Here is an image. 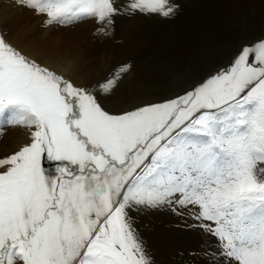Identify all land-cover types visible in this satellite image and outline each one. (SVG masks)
Segmentation results:
<instances>
[{
  "label": "snow or ice",
  "instance_id": "snow-or-ice-1",
  "mask_svg": "<svg viewBox=\"0 0 264 264\" xmlns=\"http://www.w3.org/2000/svg\"><path fill=\"white\" fill-rule=\"evenodd\" d=\"M12 2L45 28L94 19L100 36L120 13L115 0ZM178 8L130 0L126 11ZM129 67L75 86L0 29V122L34 128L0 158V264H152L132 213L190 206L218 241L208 264H264V39L182 92L112 114L99 95Z\"/></svg>",
  "mask_w": 264,
  "mask_h": 264
},
{
  "label": "rangeland",
  "instance_id": "rangeland-1",
  "mask_svg": "<svg viewBox=\"0 0 264 264\" xmlns=\"http://www.w3.org/2000/svg\"><path fill=\"white\" fill-rule=\"evenodd\" d=\"M4 1L0 0V29L24 54L31 50L34 58H30L61 63L80 59L92 68L88 87L104 81L120 66H130L110 92L99 95L112 114L173 96L207 69L223 64L238 45L264 39V0H171L179 4L171 18L129 14L130 0H115L120 13L113 17L107 36L97 35L99 25L94 19L45 28V17L15 3L6 9ZM120 100L126 105L115 110L112 106ZM17 127L0 122V158L6 157L1 155L8 147L13 148L2 137ZM190 209H181V215L168 207L132 213L152 264H208L204 252L209 245L215 249L218 241L197 226L200 222L191 218Z\"/></svg>",
  "mask_w": 264,
  "mask_h": 264
},
{
  "label": "bare ground",
  "instance_id": "bare-ground-1",
  "mask_svg": "<svg viewBox=\"0 0 264 264\" xmlns=\"http://www.w3.org/2000/svg\"><path fill=\"white\" fill-rule=\"evenodd\" d=\"M13 3L14 2H12V0H5L3 2V6L4 7H7L6 9H8L9 5H11ZM255 41H256V39L255 40L254 39H251L248 42L249 43H252V42H255ZM241 46H242V44L238 45L237 48L226 57V60L224 59L225 61L222 62L223 64H219V65L222 66V65L227 64L228 61L232 58L233 54L236 52V50L239 49ZM28 49H32V48L29 47ZM87 49L90 50L91 49V46L89 45ZM26 54L29 55V56L32 55L31 54V50H29L28 52H26ZM30 57H32V56H30ZM32 58H34V57H32ZM35 60L41 62V64H43V66L44 67H47L49 70H52V71L56 72L59 75H63L64 77L70 78V80H72V82L74 83L75 86H85L86 84H88L92 80V74H91L92 68L89 69V67L85 64L86 62L83 63L82 60H80V59H78V61H73V62L65 61L63 63L57 62V61L56 62H46V61L41 60V59H35ZM219 65L217 67H219ZM217 67L216 68L214 67V68H211V69H207L200 76H197L198 78L196 80H194L192 82V84L195 83V82H197L205 73H207L209 71L216 70ZM192 84H189V86L186 84V86L190 87ZM182 90H184V88L181 89L179 92H181ZM140 95H141V93H140ZM138 99H136V100H138ZM126 102L127 101H124V100L121 101V103L120 102H117L112 107H114L115 110H122V109H124V106L126 105ZM139 103H140V101H139ZM22 127L18 126L17 127L18 129L17 128L16 129L14 128L15 129L14 131L10 129L8 133H10V132H12V133L10 134V136H7L9 138H7L6 136L2 137L4 140H6V143L8 142V144H10L11 146H13V148H9L8 147L7 152L4 155H1V157L10 156V155L14 154L15 152L19 151L23 146L31 143L30 134H31L32 131H34V129L27 128V127H23L22 128ZM7 140H9V141H7ZM186 222H187V220L184 219V221L182 223H186Z\"/></svg>",
  "mask_w": 264,
  "mask_h": 264
}]
</instances>
